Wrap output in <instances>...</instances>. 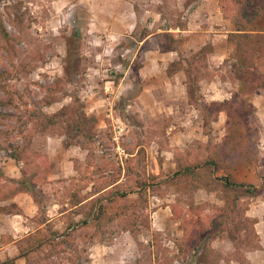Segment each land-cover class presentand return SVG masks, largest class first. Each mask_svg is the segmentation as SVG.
<instances>
[{"label": "rangeland", "instance_id": "1", "mask_svg": "<svg viewBox=\"0 0 264 264\" xmlns=\"http://www.w3.org/2000/svg\"><path fill=\"white\" fill-rule=\"evenodd\" d=\"M115 1L0 0V19L6 31L5 35L0 33V71L11 74L9 84L15 93V102H27L28 109L35 107L52 113L64 107L70 108L72 101L78 100L86 114L97 117L96 131L101 140L97 154L103 153L116 160L124 154L126 148L128 151L134 150L139 141L146 150L147 170L158 175L159 179L164 178L175 169V166L166 164L165 157L168 156L174 162V153L177 150L184 152L187 149H197L202 143L200 139H207L202 131L201 102L189 103L187 98L185 100L180 86H164V79L169 76L166 71L157 72L156 76L150 77L148 83L153 88L147 86L151 89L145 91L146 85L134 70L140 64V52L133 54V49L137 48L136 39L145 31L144 23H138L130 34L116 36V26H108L105 19L113 12ZM129 1L136 9L137 16H155L157 12L160 13L159 17L163 22L160 24V20H157V25L153 26L155 29L157 26L169 28L186 23L190 17L188 6L192 5L190 7L193 8L196 5L195 0ZM145 9L149 11L143 13ZM261 22L264 23V18ZM74 30L78 31L75 37ZM109 32L112 34L109 35ZM215 33V29L201 36L192 32L185 36L188 40L178 51L190 56L194 50L188 49L198 50L212 45L211 39L219 49H231V45L220 35L215 36ZM163 34L164 32H159L152 36L148 42L150 44L146 42L145 47L156 45ZM70 49L77 50L79 68L83 69V74H75L71 78ZM64 63L67 64L66 67ZM203 64L207 68L203 71L207 79L217 75L220 82H239L233 78L229 61L208 67L206 58ZM256 67L264 74V55L257 56ZM118 74H122V78H118ZM125 74L127 78L123 77ZM62 76H65V80L61 82L62 89L57 92V100L45 105L44 86L54 85L55 79ZM239 83L238 89L231 94L243 90V83ZM223 87L230 90L226 84ZM204 92L205 90L200 89L199 93L203 95ZM2 97L5 94L0 92V98ZM0 110L10 114L16 111L13 107H0ZM20 112H25V115L28 111L21 106ZM218 125L220 127L216 122L212 124V136L216 140L219 137ZM18 127L12 120L0 121V166H5V171L10 173L16 167L20 169L22 163H16L11 158L12 147H18L25 155L23 158L27 157L29 161L26 169L27 173L29 171L30 190L26 192L31 195L34 203H41L36 215H52L49 228L58 233H69L63 238L59 237V240L64 241L60 248L51 251L48 246H44L32 254V262L79 264L74 258V254L79 251L82 256H88L87 264H144V255L150 250L155 259L152 258L149 264H178L174 258L176 249L173 242L181 236L178 234L177 224L174 221L166 222L158 230V217L162 220L166 213L163 210L152 213L163 206L165 198L171 200L174 197L172 190H167L163 198L150 196L147 209L150 228H142L138 235L143 243L141 247L127 231L121 230L119 223L109 224L108 231L104 234L98 233L93 240L87 237L93 232L92 227H78L73 233V241L70 242V231L66 229L70 215L62 214L61 210L66 207L67 194L74 184L87 185L84 191L89 189L87 177L90 175V168L86 165L87 152L66 140L64 131L60 128L38 132L30 126L23 129ZM188 129L189 134L186 131ZM168 148L170 153L164 152ZM18 199L24 203L27 213L31 215L35 210L33 202L25 196ZM79 218L80 216L74 217V221ZM14 225L16 218L0 215V231L4 232L1 242L10 237L8 233L11 229L15 230L12 228ZM35 225V218L27 216L26 227L16 230L19 232L15 233L16 239L19 240L15 244L20 245V238L33 231ZM148 241H152L153 245L148 247ZM75 247L78 250L75 251ZM12 249H15L12 245L0 248V258L6 257L4 255L11 253ZM214 251L224 259L232 256L229 251L226 254ZM70 258H74L75 262H71ZM15 264H25V261L20 259Z\"/></svg>", "mask_w": 264, "mask_h": 264}, {"label": "trees", "instance_id": "2", "mask_svg": "<svg viewBox=\"0 0 264 264\" xmlns=\"http://www.w3.org/2000/svg\"><path fill=\"white\" fill-rule=\"evenodd\" d=\"M217 2L223 16L233 25V31L227 35V43L231 45L232 51L223 62L229 61L233 78L241 81L244 87L240 92H233L229 98L207 101L199 93V81L206 78L203 71L207 68L203 62L212 45L202 47L187 56L178 51L188 40L185 35L173 31H166L161 35L159 50H177L180 56L178 60L168 64L166 73L171 75L179 70L184 72L187 100L189 103L201 102L202 131L207 137L197 149H187L184 152L177 150L174 153L175 169L164 178L159 179L158 175L147 170L146 150L139 141L134 150L128 151L126 148L124 154L116 160L103 153L97 154L96 150L101 143L96 131L97 117L86 114L78 100H73L70 108L64 107L52 113L44 112L41 108L28 109L27 102H15V93L9 84L11 74L0 71V92L5 94V97L0 98V107L16 109L12 114L0 110V121L12 120L19 129L30 126L38 132L60 128L64 131L66 140L87 152L89 189L84 191L87 185L74 184L67 194L66 207L61 210L62 214L70 215V222L66 227L70 231V242L78 227H92L93 232L87 237L93 240L98 233L107 232L109 224L119 223L121 230L127 231L141 247L143 243L138 235L142 228H150L147 213L150 196L163 198L167 190H172L174 197L167 205L171 220L181 231V236L173 240L176 249L174 258L178 264H217L222 257L210 247V243L223 237L231 240L234 245L232 258L242 263L245 261L243 250L258 246V236L254 229L257 219L247 216L246 210L251 200L264 194V185L256 187L250 183L238 182L228 171L240 162L256 164L258 161L260 121L256 116L252 97L259 89H264V74L256 67L257 56L264 55V23L261 22L264 18V0ZM178 27L184 30L186 23L178 24ZM0 33L6 34L1 19ZM77 34L78 31L74 30V37ZM146 34L144 31L140 39ZM78 56L76 49H70V78L75 74H83V69L79 68ZM139 67L137 65L134 70L137 72ZM118 78H122V74H118ZM63 80L65 76L56 78L54 85L44 86L45 105L57 100V92L62 89ZM21 106L28 111L25 115V112H20ZM221 112L225 114V132L220 141H217L212 136V124L218 121ZM21 152L18 147H12L11 158L16 163H22L19 177L6 176L0 166V201L9 200L17 192L30 190L29 171L27 173L26 169L29 161L27 157L23 158L25 155ZM198 189L216 192L223 204L196 202L194 193ZM36 204L39 207L41 203ZM0 212L21 214L20 209L12 204L0 205ZM76 216L80 218L74 221ZM34 218L36 227L20 239L22 243L17 245L16 257L0 260V264H15L17 258H22L25 264H35L31 255L44 246H48L51 251L61 247L64 241L59 240V237L63 238L69 233H58L49 228L50 221L46 215H35ZM9 240L13 239L9 237ZM152 245L153 242L148 241V247ZM74 258L79 264L89 262L88 256H82L79 251L74 254ZM74 258H70V261L75 262ZM152 258L155 259V256L148 250L144 255V264H149Z\"/></svg>", "mask_w": 264, "mask_h": 264}, {"label": "crops", "instance_id": "3", "mask_svg": "<svg viewBox=\"0 0 264 264\" xmlns=\"http://www.w3.org/2000/svg\"><path fill=\"white\" fill-rule=\"evenodd\" d=\"M196 5L192 8L188 6V11H190V17L188 21L186 22V29L180 30L178 26H169V28H161L160 26H157V28H153L157 20H160V24H162L163 19L160 16V13L157 12L156 15H148L146 17L143 16H137L136 9L134 8L133 4L129 0H116L115 1V7L112 13H110L109 18L106 17V22L108 26L110 24H114L116 26L115 32L116 36L123 35L124 33L130 34L133 32L137 26L138 23H144L146 35L144 38H141V35L139 38L136 39V49L134 50V55L140 52V67L137 70V75L141 77V80L143 81L145 86V91L148 89H151V87L148 83V80L152 76H156L157 72H163L165 73L167 66L169 63H171L174 60L179 59V53L177 50H170V51H160L159 50V42L154 44V46L150 47L146 45L150 44V40L152 39V36L159 32H166V31H173V32H180L181 35H188L192 32L198 33L199 36H201L204 33H207L210 30H216L215 36L220 35L225 41H227V35L233 31V25L231 21L223 16L221 13L217 0H195ZM191 8V10H190ZM149 10H143L144 12H148ZM150 14V13H148ZM98 15V14H97ZM144 20V21H142ZM157 25V24H156ZM155 25V26H156ZM173 27V28H172ZM216 27V28H215ZM219 33V34H217ZM112 34L109 32V35ZM115 35V34H114ZM140 39V40H139ZM211 44L213 48L209 51L207 54V64L208 67L218 66L223 63L224 59L228 58L232 49H219L216 45V42L211 39ZM144 45V47H143ZM188 50H194V52L197 49H188ZM182 53V52H181ZM185 55V53H183ZM129 68V65L127 66ZM127 71V70H126ZM127 78V74L125 76ZM145 79V80H144ZM185 74L182 70H179L177 72H174L173 74L166 76V79H164V86L168 85L169 88L171 86L176 87L180 86L183 90V93L186 95L185 91ZM221 80L217 78V75L211 76L209 79L202 78L199 81V86L202 91L205 90L203 93V96L207 101L209 100H222L224 98H229L232 91L238 89V83L237 82H229L223 80V82H220ZM228 83V85H227ZM222 84V85H221ZM226 84L227 88H230V90H225L223 85ZM151 88H148V87ZM236 86V87H235ZM239 86H241V83H239ZM221 87V88H220ZM168 88V89H169ZM184 95V98L186 100V96ZM188 101V100H187ZM171 102H169V105ZM252 104L254 105L256 109V116L258 117V120L260 121L261 130L259 132V137L257 141V156L258 161L256 164H251L249 162H242L235 164L228 172L231 175V177L238 181V182H245L255 185L256 187L264 185V89L260 90L257 94H255L252 97ZM171 111H174L173 107H170ZM216 123L220 124L219 128V137L217 141H220L222 138L224 132H225V114L219 113L218 121ZM189 134V129L186 130ZM202 142H205L206 140L204 137H202ZM172 144V143H171ZM170 144V146H171ZM170 148L166 149L164 152L170 153ZM166 158V164H170V166H175L173 160ZM2 170L4 174L8 177H19L20 176V169L16 167L12 173L10 171H5V166L2 167ZM25 196V198H29V201L33 202V206L35 207V210L32 211L33 213L30 215L26 211V207L23 206V202L20 201V197ZM173 199V198H172ZM169 198H165V203L162 207L157 208L152 213L156 214L159 210H163L166 213V216L164 215L163 219L161 220L160 217H158L157 220V227L156 229L160 230L161 227L166 222H171V212L170 208L167 205L172 201ZM194 200L196 202H204L208 201L211 203H215L217 205H222L223 200L219 197V195L216 192H207L204 189H198L194 193ZM25 202V201H24ZM16 205L17 208L20 209L21 214H8V213H1L0 215L9 216L10 219L16 218V225H14L15 230L11 229L8 234H10V238L13 240H9V237L1 242V236L4 234L3 231H0V248L12 245L13 248L11 253H6L4 256L6 257H16L18 254V248L15 244L19 239H16V234L19 233L16 230H19L21 227L24 229L25 226V219L27 216L34 217L36 214H38L37 209L38 206L36 203H34L31 195H29L26 191H20L14 194L9 200H3L0 201V205ZM30 210V209H29ZM63 213V212H62ZM246 215L249 217H253L257 219V222L254 224L255 232L258 236V246L247 248L243 250L245 261L239 262L237 260H234L231 257L226 256L224 258H221L217 264H264V194L262 196L256 197L255 199L251 200V202L248 205V209L246 210ZM49 219V221L52 220V215H49L47 213L46 215ZM19 219L21 221H19ZM154 226V222L152 223ZM174 224H176L174 222ZM36 226V225H35ZM34 230V229H33ZM32 232V231H31ZM29 232L25 233L28 234ZM178 234H181V231L178 230ZM24 236H22L20 239H22ZM210 247L213 250H218L221 252V254H226V251H229L228 253H234L235 248L231 240L228 238H221V239H215L210 243ZM221 256V255H220ZM4 258H0V260H4ZM222 257V256H221ZM22 258H17L15 261L20 260ZM228 259V260H227ZM23 260V259H22Z\"/></svg>", "mask_w": 264, "mask_h": 264}]
</instances>
